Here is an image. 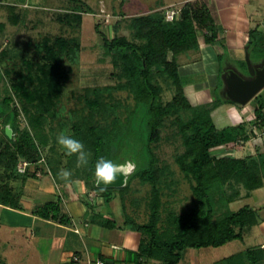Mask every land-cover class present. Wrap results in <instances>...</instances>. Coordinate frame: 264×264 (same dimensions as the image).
<instances>
[{
	"label": "trees",
	"instance_id": "obj_1",
	"mask_svg": "<svg viewBox=\"0 0 264 264\" xmlns=\"http://www.w3.org/2000/svg\"><path fill=\"white\" fill-rule=\"evenodd\" d=\"M15 16L20 18L18 14ZM129 28L132 40L125 36L110 38L101 33L103 46L112 56L113 67L120 72L117 84L84 89L78 108L66 120H63L65 113L60 103L70 74L62 62H76L79 41L58 38L55 48L44 58L45 62L34 70V73L38 68L43 70V77L37 78L38 82L35 77L14 78V82H19L22 87L19 99L29 116V126L21 130L19 110L12 107L11 97L0 102V119L4 126L0 135V205L22 211V193L12 182L25 183L39 172H51L59 183L81 180L75 176H62L64 170H72L78 161L76 154H66L57 144L54 124L58 122L60 130L74 135L84 144L85 152L92 156L85 165L81 181L89 191L97 197H104L108 203L116 197L121 200L124 227L142 235L139 252L146 259L161 264H179L189 249L219 248L232 241H243L246 231L264 222V218L252 206L246 205L236 211L230 206L244 198L243 191H246L245 197H250L264 187V164L256 158L230 154L238 143L249 140L245 124L218 129L214 123L213 111L225 102L229 103L223 95H217L219 89L224 93L223 81L218 82L216 96L211 103L193 106L186 94V87L193 81L188 82L190 78L181 74L177 60L182 54L200 51L199 34L203 32H206L207 44L218 45L224 50L220 28L207 3L202 0L188 1L172 22L167 21L162 11L134 16L130 19ZM250 46L253 49L263 48L264 36L252 34ZM43 48L45 45L39 46L38 54ZM49 59L58 63L50 64ZM160 76L168 78L175 87V96L167 104L162 102L163 90L156 80ZM118 92L128 93L135 101L133 108L127 106L124 119L119 114L125 105L114 95ZM138 110L142 112L140 118ZM254 111L255 126L264 128V91L255 98ZM181 113L191 114V119L183 120ZM168 117H176L184 146V152L176 158V163L185 177L195 183V199L189 209L182 213L171 212L164 219L161 191L164 180L171 172L168 167L159 166L152 145L160 141V125ZM135 119L139 134L133 141L138 150L136 158H144L145 168L140 169L139 160L133 157L129 160L135 162L137 170L125 187L97 188L94 176L96 159L100 156L110 159L112 148L117 147L119 139L123 142L121 144L119 140L118 146L124 149V139L134 131ZM67 125L70 129L66 128ZM7 126L13 131L11 138L6 134ZM33 131L36 134L33 135ZM52 140L55 143L47 163L42 158L41 147L49 146ZM214 151L224 153L213 156ZM20 162L34 165L35 171L28 169L21 173ZM135 179L152 187L149 218L144 224L138 223L127 212L125 196ZM87 206L92 210L91 221L99 226L108 229L121 227L118 221L95 214L91 203ZM259 263H264V247L246 249L218 264Z\"/></svg>",
	"mask_w": 264,
	"mask_h": 264
},
{
	"label": "rangeland",
	"instance_id": "obj_2",
	"mask_svg": "<svg viewBox=\"0 0 264 264\" xmlns=\"http://www.w3.org/2000/svg\"><path fill=\"white\" fill-rule=\"evenodd\" d=\"M188 1L193 0H0V102L11 97L12 107L15 106L19 110V117L22 122L21 130L28 128L29 116L22 105V100L19 99L22 87L19 82H14V78L22 76L26 79L28 77H35L34 79L36 80L37 78L41 79L43 70L38 68L37 73H34V70L37 65L45 62L44 58H46L49 51L52 52V49L55 48L57 39H74L80 43L78 59L75 63H71L68 60L62 62V65L70 74V80L67 82L64 96L60 103L65 113L62 116L63 120H66L68 115L78 108L79 97L83 95L84 89L115 86L117 84V77L120 72L113 67L112 56L106 52L103 46L101 33L106 34L110 38L125 36L132 40V32L129 28L132 17L162 11L167 19L169 12H178ZM202 1H205L209 7L208 0ZM15 14H18L20 18L15 16ZM167 21L169 20L167 19ZM205 34L206 32L199 34V41H204ZM41 45H45V48H43L41 54H38V48ZM169 58L172 59V55ZM201 58L202 53L199 51L182 54L177 59L180 64L181 74L190 78H187L188 82L193 81L186 87L187 97L193 106L211 103L216 96L215 83L210 82V76L214 74H209L210 76H207L208 74L206 75V73H203L204 75H190L196 70V68L193 70L190 65L199 63ZM52 59H49V63L56 64L57 61ZM225 74L220 73L217 76L218 82L223 81L224 83ZM156 80L163 90L162 102L164 104L171 102L175 96V87L171 81L162 76L157 77ZM218 94L226 98L225 90L222 94L219 89L217 91ZM114 95L117 100H120L125 105V108L119 114V117L124 119L127 115V112H125L127 106L133 108L135 101L125 92H118ZM226 109L227 107L222 109L220 121H217V128L231 125L232 120L228 115L224 114ZM216 113V111L212 113V118L216 119ZM137 115L140 118L142 112L138 110ZM180 117L187 121L191 119V114L181 113ZM133 123H136L133 127L134 131L128 134L127 139H124V149L121 150L119 148L118 145L120 144H118V141L120 140L121 144L123 142V140L119 139L116 142L117 147L114 146L112 148L110 159L117 163H123L134 157L139 160L140 169H143L145 168L142 161L144 158H136L138 150L135 148V142H133L135 135H139L137 119L133 120ZM58 125V122L54 124L57 132L56 136L61 131H65L64 129L60 130ZM3 127L0 119V135ZM66 128L70 129V126ZM160 128V141L152 146L155 157L159 161V166H166L171 172L167 179L164 180L161 191L162 217L165 219L171 212L182 213V211L189 209L193 205L195 199L193 187L195 183L185 177V174L176 163V158L184 152L183 139L176 123V117L164 119ZM32 134L36 133L33 131ZM142 138L139 139L142 140ZM54 143L52 140L49 146L41 147L42 158L47 163V157L51 156L50 150ZM238 145L242 146L241 142ZM56 148L60 149V147ZM223 153L214 151L212 155L216 156ZM87 159L89 161L92 156L87 154ZM35 168L34 165L28 164L25 167V172L28 169L34 172ZM84 168H86L85 165L77 162L70 170L71 176L83 180ZM243 193L245 192L243 191ZM151 194L152 187L149 184L141 183L140 179L133 180L126 193L127 212L131 218L140 224L148 221V206ZM240 207H242V203L236 202L233 204L232 210H237ZM0 234L2 236V238L0 237V264L41 263L39 259L28 258L27 254L29 252L24 249L27 245L26 236L11 237L10 232L4 228H0ZM258 234L259 230L254 229L247 235L245 244L236 241L216 250L213 248L200 249V252L204 254L203 259L206 260L211 257L221 258L228 253L248 247L254 248L253 246L259 244V238L255 237ZM249 236H251V239H248Z\"/></svg>",
	"mask_w": 264,
	"mask_h": 264
},
{
	"label": "crops",
	"instance_id": "obj_3",
	"mask_svg": "<svg viewBox=\"0 0 264 264\" xmlns=\"http://www.w3.org/2000/svg\"><path fill=\"white\" fill-rule=\"evenodd\" d=\"M208 4L220 28L224 50L218 45L207 44L205 39L203 42L200 40L202 58L199 63L190 65L193 70L196 68L194 71L198 74L192 71L190 75L214 74L210 76V82L215 83V89L218 85L217 76L225 74L227 70H234L249 78L247 56L254 67L264 66V47L253 49L250 46L252 34L264 36V0H208ZM255 98L246 106L229 100V103L225 102L215 110L216 119H213L217 126L222 109L227 107L224 114L232 120L227 127L245 124L250 135L248 141L241 142L242 146L237 145L230 154L256 158L264 164V128H257L254 124ZM38 174L25 183L12 182L22 193V211L0 205V228L7 229L11 237L26 236L27 245L24 249L29 252L28 258L39 259L40 264H95L98 260L105 264H161L140 254L142 235L124 227L123 206L118 197L108 203L104 197H97L89 191L84 181L59 183L49 171ZM243 196L236 202H241L242 207L249 205L258 209L264 218V213H261L264 212V187L253 192L250 197H245V193ZM236 202L231 204V209ZM88 203L94 206L95 214L114 219L121 227L108 229L91 221L92 210L87 206ZM253 228L259 230V234L255 235L259 238V244L253 247H264V222ZM253 228L246 231L243 241H236L245 244ZM249 248L252 247L206 260L200 249H189L179 264H218Z\"/></svg>",
	"mask_w": 264,
	"mask_h": 264
},
{
	"label": "water",
	"instance_id": "obj_4",
	"mask_svg": "<svg viewBox=\"0 0 264 264\" xmlns=\"http://www.w3.org/2000/svg\"><path fill=\"white\" fill-rule=\"evenodd\" d=\"M249 78L243 77L239 72L231 70L224 75L225 96L228 100L240 106L248 105L256 96L264 90V66L262 68L254 67L247 56ZM8 137L13 136L10 126L6 127ZM129 160V159H128ZM137 170V165L123 180L117 178L110 185H97V188L120 189L127 185L130 177Z\"/></svg>",
	"mask_w": 264,
	"mask_h": 264
},
{
	"label": "clouds",
	"instance_id": "obj_5",
	"mask_svg": "<svg viewBox=\"0 0 264 264\" xmlns=\"http://www.w3.org/2000/svg\"><path fill=\"white\" fill-rule=\"evenodd\" d=\"M57 144L65 151L66 154L77 155L78 164L87 165V153L85 152L84 144L75 138L74 135L68 131H61L56 138ZM135 168V162L133 160H126L123 163L114 162L112 159L100 156L96 159L94 164V176L96 184L110 185L117 178L123 180L131 171ZM63 178L71 176V172L64 170L62 172Z\"/></svg>",
	"mask_w": 264,
	"mask_h": 264
},
{
	"label": "built area",
	"instance_id": "obj_6",
	"mask_svg": "<svg viewBox=\"0 0 264 264\" xmlns=\"http://www.w3.org/2000/svg\"><path fill=\"white\" fill-rule=\"evenodd\" d=\"M176 11H171V12H169V14L167 15V19L170 21V22H172L173 20H174V18H175V16H176ZM28 165V163L27 162H22V163H20V165H19V171L21 172V173H25V167ZM38 176H39V174H37ZM75 260L77 261L78 260V258H75ZM95 264H105L102 260H98V261H96V263Z\"/></svg>",
	"mask_w": 264,
	"mask_h": 264
},
{
	"label": "flooded vegetation",
	"instance_id": "obj_7",
	"mask_svg": "<svg viewBox=\"0 0 264 264\" xmlns=\"http://www.w3.org/2000/svg\"><path fill=\"white\" fill-rule=\"evenodd\" d=\"M229 70H227V72H228Z\"/></svg>",
	"mask_w": 264,
	"mask_h": 264
}]
</instances>
